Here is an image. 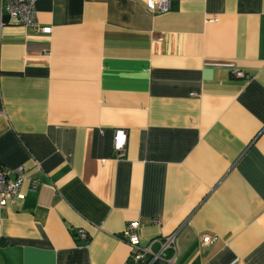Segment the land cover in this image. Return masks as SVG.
Listing matches in <instances>:
<instances>
[{
    "label": "crops",
    "instance_id": "0c3cea01",
    "mask_svg": "<svg viewBox=\"0 0 264 264\" xmlns=\"http://www.w3.org/2000/svg\"><path fill=\"white\" fill-rule=\"evenodd\" d=\"M145 1L36 0L45 36L0 0V166L25 176L0 264H131L132 221L173 264H264V0Z\"/></svg>",
    "mask_w": 264,
    "mask_h": 264
},
{
    "label": "built area",
    "instance_id": "2783aa9c",
    "mask_svg": "<svg viewBox=\"0 0 264 264\" xmlns=\"http://www.w3.org/2000/svg\"><path fill=\"white\" fill-rule=\"evenodd\" d=\"M36 0H2V8L7 11L10 18L17 24L30 28L34 35H49L52 32V27L49 25H42L38 22L34 4ZM147 8L152 12H163L168 8V0H146ZM241 76V72L236 73ZM126 142V134L122 129H117L113 135V147L118 156L123 155ZM25 179L22 167L14 170V177L9 178L4 167L0 166V205L11 202L16 198H22L23 193L21 185ZM34 187L35 183H31ZM155 224H159V219L153 220ZM139 223L132 221L124 227L121 238L129 245L130 248V262L131 264H173L172 258L166 256V251L172 248L173 235L165 237L160 243L157 251H150V247L155 240H152L147 247L141 248L139 246V236L137 230ZM77 236L80 239H87L86 233L79 229ZM202 244L210 245L215 240L214 236L203 235Z\"/></svg>",
    "mask_w": 264,
    "mask_h": 264
}]
</instances>
